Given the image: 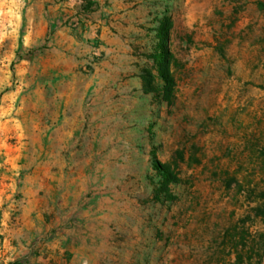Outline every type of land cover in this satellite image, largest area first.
Masks as SVG:
<instances>
[{"label":"rangeland","instance_id":"obj_1","mask_svg":"<svg viewBox=\"0 0 264 264\" xmlns=\"http://www.w3.org/2000/svg\"><path fill=\"white\" fill-rule=\"evenodd\" d=\"M263 198L264 0H0V264H264Z\"/></svg>","mask_w":264,"mask_h":264},{"label":"trees","instance_id":"obj_2","mask_svg":"<svg viewBox=\"0 0 264 264\" xmlns=\"http://www.w3.org/2000/svg\"><path fill=\"white\" fill-rule=\"evenodd\" d=\"M86 7L89 6V3L85 4ZM171 28V21L169 17H165L161 23L160 27V49L155 54V62L159 70V76L164 81L165 87L167 90V96H170L173 91V79L170 74L169 60H170V52L167 48V40L169 37V31ZM157 169L160 171L164 186H168V184L177 182V177L172 175L169 171V168L166 165H161L156 163ZM264 199V198H263ZM256 216L261 217L264 220V206H258L256 210ZM259 246V245H258ZM260 255V254H259ZM259 257H263L260 255Z\"/></svg>","mask_w":264,"mask_h":264}]
</instances>
